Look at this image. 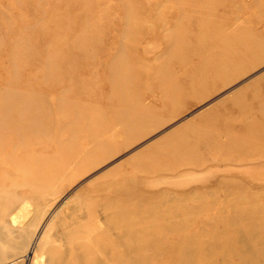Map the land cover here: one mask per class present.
Returning <instances> with one entry per match:
<instances>
[{
    "label": "rangeland",
    "instance_id": "374dc122",
    "mask_svg": "<svg viewBox=\"0 0 264 264\" xmlns=\"http://www.w3.org/2000/svg\"><path fill=\"white\" fill-rule=\"evenodd\" d=\"M199 3L223 27H201ZM262 101L264 0H0V127L12 132L23 113L46 114L16 149L17 141L0 142V264H46L79 244L85 260L95 259L107 205L119 198L164 194L200 205L188 230L205 231L197 244L227 241L211 232L228 228L216 223L228 187L263 207L264 166L255 156L216 161L206 138L220 135L218 154L237 159L249 143L244 113L257 117ZM182 135L201 166L136 170L174 165L169 148ZM18 150L31 160L5 161ZM90 150L95 156H84ZM144 206L138 227L162 223ZM197 262L221 261L201 253Z\"/></svg>",
    "mask_w": 264,
    "mask_h": 264
},
{
    "label": "bare ground",
    "instance_id": "6f19581e",
    "mask_svg": "<svg viewBox=\"0 0 264 264\" xmlns=\"http://www.w3.org/2000/svg\"><path fill=\"white\" fill-rule=\"evenodd\" d=\"M194 8L199 10L198 12L200 13L201 9H203V11L204 8L207 10V15H205L202 20L201 27L206 26L208 28H214L217 25L223 27L222 22H218V24L214 25V21L211 19L213 15L212 12L214 11L211 6H203V8H201V3H199L197 7ZM182 19L183 17L178 18V20L181 21ZM184 29H186V27H184ZM201 30L202 28L200 31ZM207 33L204 35H207ZM227 40L229 39H225V41ZM204 70L205 68L202 70V73H207V69L205 70V73L203 72ZM223 71L225 73V70ZM261 82L262 79L259 80V84ZM250 86L249 88H251ZM119 87H122V84H120ZM260 110H262L260 113L261 117H259L260 119L258 118L260 115L253 118L254 115L250 111L244 113L246 120L244 127L245 132L242 138L249 143L246 144L247 147L245 145L243 151L238 152L239 154L237 156L240 159L228 156L221 157L218 154L215 144L220 141V135L213 138L215 140H210V138L205 137L207 142L210 143L209 145H211L210 154L215 157L216 161H244L249 156H255L257 157L256 159H260L259 163H262V166H264V147H259V144L264 142V101H262ZM3 114H8V112L5 111ZM20 118V121H22L20 122L21 126L14 124L11 129L12 132L0 127V142L2 141V145L11 140L17 141L18 145L13 147V149H16L19 145L25 143V135L28 132L37 129L40 130L44 127L43 123L46 121V114L39 113L38 111L30 117L27 113H23ZM231 123L232 122H224L222 126L224 129L228 130L232 127ZM13 129L16 131L14 132ZM201 133V131H198V137L201 136ZM187 138L182 135L180 141H175L169 148L168 155L176 161L174 165L162 167H157L156 165L155 167L148 169L137 168L136 170L138 172H142L143 170L144 172L151 173L170 171L171 169L173 170L183 166H201V155L192 148L194 145L191 147L189 146ZM237 141L236 137H232L225 143L226 145L231 146ZM104 144L105 143L103 142L97 144L99 145L100 150L101 147L103 148L105 146ZM25 153L26 152H23V154H21L19 153V150L12 151L6 156L5 161L9 159V161L14 162L15 160H13V158L19 156L21 165H24L23 162L25 163L26 160H31L26 158ZM226 153L230 152L228 151ZM94 154L95 152L90 150L85 152L84 156L92 158L95 156ZM186 154H191V158L184 157ZM12 164L14 169L23 170L21 169L22 167H18L20 166L19 163L18 165L15 163ZM230 181H233V179H230ZM236 188L237 186L234 185L228 187L227 193L232 196L225 199L224 202L220 204V216L216 219V223H225L228 225V228L222 230H216L215 228V231L213 230L211 232L212 236L215 238L218 236L228 237V240L225 242H215L214 245L203 247L201 244L198 245L197 241H199L198 238L204 235L205 231L203 229L195 233H190L188 231L190 228V221L193 222L201 213L202 207L200 205H198L199 207H189L190 205L184 207L182 205L185 201L184 199L172 200L168 199L164 194L152 195V197L149 195V197H145L138 201H126L119 198V200H114L107 205L108 208L112 210V213L107 217L105 216L104 221L107 225V230L100 237L102 242H98V250L100 251L98 257L88 261L87 259L85 260V252L82 251L84 245L79 244V246L76 245L73 247L72 253L70 254L65 252V255L63 253L58 256L57 254L50 255V257H47L45 260L46 264H201L197 262V259L201 258V253H206L213 257L215 256L221 261L217 262V264H223L222 261L228 257L236 258V261L233 264H264V248L257 247L256 245L257 241L260 239L264 244V229H262L264 226V206L262 207L261 201L254 202L245 198L244 200H238L234 195ZM189 200L191 201V199ZM146 203L149 217L158 221L162 220V223H156L145 227L137 226L139 220H142V215L145 212L144 204ZM261 219L263 220V224L261 222V224L259 223ZM172 233H178L183 236L180 240H170L169 235ZM160 238L163 239L162 243L157 242L160 241ZM235 244L237 247H240L239 251H236V248L233 247ZM145 253H147L149 257L145 256ZM69 255H71L70 257L73 260H70V258L66 260ZM151 257L156 260H161V262L153 263ZM11 262H14V260ZM37 262L34 264H39Z\"/></svg>",
    "mask_w": 264,
    "mask_h": 264
}]
</instances>
